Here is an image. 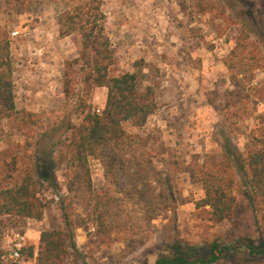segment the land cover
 <instances>
[{"label":"rangeland","instance_id":"374dc122","mask_svg":"<svg viewBox=\"0 0 264 264\" xmlns=\"http://www.w3.org/2000/svg\"><path fill=\"white\" fill-rule=\"evenodd\" d=\"M79 1L0 0V36L10 41L15 106L33 112L36 121L31 129H22L0 118V188L18 181L19 171L9 164L15 159L17 168L27 165L33 148L45 169L66 124L79 119L75 109L85 97L80 71L72 97H64L61 84L64 61L77 55L79 37H59L56 24L57 14ZM101 1L114 57L111 72H132L136 61L143 59L137 68L139 83L156 90L157 109L141 127L123 124L129 139L119 151L123 159H130L126 178L137 179V190L156 204V211L154 218L145 220L144 202L134 199L140 193L135 195L127 179L120 174L118 185L106 180L109 194L126 207L120 215L133 220L102 238L86 201L70 196L64 205L73 221L76 249L49 264H155L173 248L193 260L209 257L214 243L222 250L215 264H264V217L252 214L245 196L239 195L236 209L221 222H213L209 208L196 205L203 190L191 171L206 153L226 154L237 184L242 181L237 155L244 151L247 137L258 134L264 75L260 69H250L244 54L233 52L241 24L236 20L227 24L220 9L232 19L247 16L252 23L254 9L261 4L258 0ZM249 35L252 40L257 36ZM105 96L104 87L95 88L87 98L90 110L102 109ZM226 103L233 105L231 120L214 108ZM92 183L106 187L101 174ZM67 194L59 169L56 187L45 184L40 191L49 202L42 219L18 221L0 214L8 222L3 232L21 230L28 245L36 247L40 231L61 224L60 202ZM247 245L261 253H250ZM34 256H27V264H37Z\"/></svg>","mask_w":264,"mask_h":264},{"label":"trees","instance_id":"16d2710c","mask_svg":"<svg viewBox=\"0 0 264 264\" xmlns=\"http://www.w3.org/2000/svg\"><path fill=\"white\" fill-rule=\"evenodd\" d=\"M258 2L261 8L254 9L252 23L247 16L232 19L224 9H220V16L227 24L235 20L241 24L233 52L237 50L244 54L250 69H260L264 75V0ZM101 5V0H81L56 16L59 37L72 34L79 37L77 55L64 61L61 79L62 93L68 99L75 94L77 73H81L80 82L85 97L79 99L75 109L78 121L66 124L65 135L53 144L54 149L47 159L45 169L44 161L39 159L33 148L27 165L17 168L15 159L9 164L13 170L19 171L18 181L0 188L1 215L12 216L18 221H38L42 219L49 204L41 197L40 191L45 184L55 188L56 172L62 169L68 194L60 202L61 224L40 231L36 247L27 248L29 257H33L36 251L34 258L37 264L60 261L70 249H76L73 221L70 211L64 205L70 196L85 200L89 205L90 220L99 237L106 238L104 236L112 229H120L133 220L128 214L126 217L120 215V211L126 207L122 199L109 194L108 186L110 182L118 185L120 174L127 177L125 168L130 159L126 161L119 153L129 139L123 124L141 127L148 115L157 109V94L151 84L139 83L140 73L137 68L144 64L143 59L136 61L132 72H111L114 57L106 30L107 17ZM250 32L257 35L254 40L250 38ZM12 68L10 41L0 36V118L13 121L19 128L31 129L36 123L35 114L15 106ZM97 87L106 89L105 101L99 113L90 110L87 99ZM231 106L226 103L221 108H214L222 112L224 119L231 120ZM259 122L258 134L249 135L244 151L237 155L242 178L239 185L226 154L219 157L215 153H206L191 167L193 176L203 190V197L196 205L207 206L213 222H221L236 209L239 195L245 196L248 210L252 214L264 217V112L260 113ZM96 174L102 175L106 187L97 188L93 185L92 178ZM128 179L135 195L140 193L139 198L134 199L144 202L146 212L143 217L145 220L154 218L156 204L152 205L142 191L137 190V179ZM106 180L109 184H106ZM7 224L6 220L0 218V264L1 235ZM81 224L85 226L87 222L83 220ZM247 247L252 254L261 253L252 245ZM221 252L217 243H214L209 257L188 260L186 253L173 248L170 255L159 257L155 264H215Z\"/></svg>","mask_w":264,"mask_h":264},{"label":"built area","instance_id":"2783aa9c","mask_svg":"<svg viewBox=\"0 0 264 264\" xmlns=\"http://www.w3.org/2000/svg\"><path fill=\"white\" fill-rule=\"evenodd\" d=\"M100 110L97 108L95 112L99 113ZM29 246L25 232L21 230L4 231L1 235L2 264H27V248Z\"/></svg>","mask_w":264,"mask_h":264},{"label":"crops","instance_id":"0c3cea01","mask_svg":"<svg viewBox=\"0 0 264 264\" xmlns=\"http://www.w3.org/2000/svg\"><path fill=\"white\" fill-rule=\"evenodd\" d=\"M103 104H104V102H103ZM103 104H102V106H103Z\"/></svg>","mask_w":264,"mask_h":264}]
</instances>
